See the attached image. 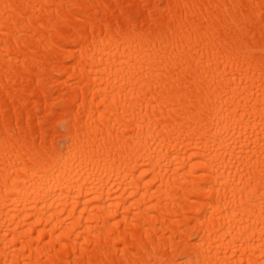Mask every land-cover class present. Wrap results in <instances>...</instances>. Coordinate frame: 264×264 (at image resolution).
<instances>
[{
    "label": "bare ground",
    "instance_id": "bare-ground-1",
    "mask_svg": "<svg viewBox=\"0 0 264 264\" xmlns=\"http://www.w3.org/2000/svg\"><path fill=\"white\" fill-rule=\"evenodd\" d=\"M0 264H264V0H0Z\"/></svg>",
    "mask_w": 264,
    "mask_h": 264
}]
</instances>
